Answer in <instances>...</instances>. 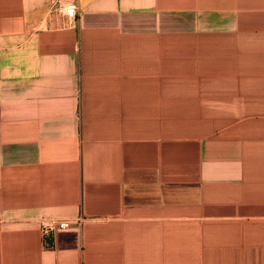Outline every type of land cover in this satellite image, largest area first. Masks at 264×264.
<instances>
[{
  "label": "crops",
  "instance_id": "crops-1",
  "mask_svg": "<svg viewBox=\"0 0 264 264\" xmlns=\"http://www.w3.org/2000/svg\"><path fill=\"white\" fill-rule=\"evenodd\" d=\"M49 6L0 0V264H264V0Z\"/></svg>",
  "mask_w": 264,
  "mask_h": 264
},
{
  "label": "built area",
  "instance_id": "built-area-1",
  "mask_svg": "<svg viewBox=\"0 0 264 264\" xmlns=\"http://www.w3.org/2000/svg\"><path fill=\"white\" fill-rule=\"evenodd\" d=\"M78 0H50L49 14L54 13L67 19H74L77 15ZM69 224L67 220L61 219H43L41 221V230L44 234L50 233L57 228H65Z\"/></svg>",
  "mask_w": 264,
  "mask_h": 264
}]
</instances>
